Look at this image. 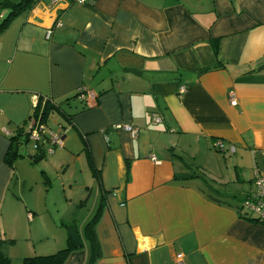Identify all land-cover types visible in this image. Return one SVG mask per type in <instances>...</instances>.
<instances>
[{
  "label": "crops",
  "instance_id": "0c3cea01",
  "mask_svg": "<svg viewBox=\"0 0 264 264\" xmlns=\"http://www.w3.org/2000/svg\"><path fill=\"white\" fill-rule=\"evenodd\" d=\"M43 97L63 138L33 162L46 164L45 192L63 194L51 214L23 158L5 161ZM255 170L264 174V0H36L0 31V264L65 247L68 235L26 234L24 222L46 218L79 234L64 264H87L82 229L96 210L92 264H264V224L240 208Z\"/></svg>",
  "mask_w": 264,
  "mask_h": 264
},
{
  "label": "trees",
  "instance_id": "16d2710c",
  "mask_svg": "<svg viewBox=\"0 0 264 264\" xmlns=\"http://www.w3.org/2000/svg\"><path fill=\"white\" fill-rule=\"evenodd\" d=\"M72 2V0H70ZM36 3V0H3L0 2V12L4 9H7V15L0 23V31H2L8 22L18 15L20 12L24 10H28L33 7ZM85 92V88H81L76 96L83 95ZM43 100L39 98V101L36 107L33 110V115L36 117L37 115L40 116L41 120L46 124V119L50 109L54 106L51 104V101ZM47 125V124H46ZM21 145H31V142L28 140V135L26 134V128L21 133L10 137L9 139V146L7 148V152L5 154V161L8 164H13V162L21 157L19 154V146ZM44 148L42 145L37 146V151L34 154H29L31 156V162H35L38 159L42 158ZM240 208L242 205L240 203ZM98 217V211L96 210L91 219L85 223L83 226L82 232L83 236L87 240V244L89 247V258L87 264H92L98 254V249L96 247L97 243V235L95 230V222ZM250 219V218H249ZM252 221H256V217L251 219ZM75 226V225H74ZM77 248L72 246L70 239H68L67 244L65 247L58 249L54 253L46 254V255H34V256H26L22 258L21 264H64L65 260L67 259L69 253Z\"/></svg>",
  "mask_w": 264,
  "mask_h": 264
},
{
  "label": "built area",
  "instance_id": "2783aa9c",
  "mask_svg": "<svg viewBox=\"0 0 264 264\" xmlns=\"http://www.w3.org/2000/svg\"><path fill=\"white\" fill-rule=\"evenodd\" d=\"M53 3H56L61 0H52ZM72 3L86 4L87 0H72ZM59 25V23H57ZM51 36V29L49 28L46 31L45 38L49 39ZM184 91V87L180 88V92ZM83 97V95H81ZM42 102L48 100L47 97L42 98ZM231 105L236 104V100L232 98L230 100ZM161 116L152 114L151 122L153 124H158L161 122ZM113 128L118 129L122 128L128 131L132 137H135L137 134V129L131 125H121L114 124ZM26 134L28 135V140L31 142L29 146V153L34 154L37 151V146L42 145L45 146L55 145L62 146L63 138L60 132L53 131L41 120L40 116H33L29 123L26 126ZM214 147L218 150H223V144L221 140H216L214 142ZM45 149V148H44ZM152 160L158 162L155 157H151ZM252 183L255 187L254 191L249 194V196L241 201L242 208L251 211L255 214L256 222L264 224V174L254 171L252 175ZM175 264H183L181 259V255H177V260Z\"/></svg>",
  "mask_w": 264,
  "mask_h": 264
},
{
  "label": "rangeland",
  "instance_id": "374dc122",
  "mask_svg": "<svg viewBox=\"0 0 264 264\" xmlns=\"http://www.w3.org/2000/svg\"><path fill=\"white\" fill-rule=\"evenodd\" d=\"M26 147L21 145L19 146V154H21V157L23 159L19 160L21 162V164L19 165V168L22 170L23 174L27 175V177L29 179L32 180H37V183L34 184V188H35V193L40 194V198L41 196L46 197V199L48 200V211L51 214V210L54 209V206L52 205V201H54L56 203L57 206H60L61 203H63V194L56 188L54 189H49V191L45 192L46 190L43 187V183L42 180L39 181V177H40V171L42 170V168L46 165L43 162H38L36 164H34L33 162H31L30 159H28L26 157L27 152H26ZM65 169V167L62 169V171ZM220 174V175H219ZM222 175L224 177H220L221 176V172H217L215 176H219V179L217 180H221V178L225 181L227 180V175H225L224 172H222ZM52 177H54L53 173L51 175ZM254 186V185H253ZM57 187V186H56ZM66 188L68 189V186H66ZM56 189V190H55ZM255 187L253 188L254 191ZM88 199V198H87ZM96 200V197L94 198L93 196L89 199L88 202V206H87V214L92 212V208L94 205V202ZM72 225V224H67L64 223V225H61V223L56 222V223H51V221L49 219H44L43 221L40 222H33V224L31 225V227H29V222L26 221L22 224V226H24L26 229V234L28 229L30 228L33 232V235H36L35 230L42 228L39 232L38 235H68V226ZM78 225V223H77Z\"/></svg>",
  "mask_w": 264,
  "mask_h": 264
},
{
  "label": "water",
  "instance_id": "95a60500",
  "mask_svg": "<svg viewBox=\"0 0 264 264\" xmlns=\"http://www.w3.org/2000/svg\"><path fill=\"white\" fill-rule=\"evenodd\" d=\"M26 157L30 160L32 159L29 154H27ZM67 230H68V236L72 243V246L75 248L79 247L81 245V241H80V237H79L76 227L74 225H69Z\"/></svg>",
  "mask_w": 264,
  "mask_h": 264
}]
</instances>
